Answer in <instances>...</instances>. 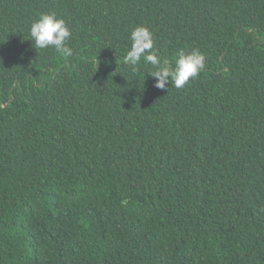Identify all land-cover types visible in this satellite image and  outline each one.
I'll use <instances>...</instances> for the list:
<instances>
[{
	"label": "trees",
	"instance_id": "1",
	"mask_svg": "<svg viewBox=\"0 0 264 264\" xmlns=\"http://www.w3.org/2000/svg\"><path fill=\"white\" fill-rule=\"evenodd\" d=\"M42 1L0 0V264H264V0H56L72 56L34 48ZM138 26L204 70L156 88Z\"/></svg>",
	"mask_w": 264,
	"mask_h": 264
},
{
	"label": "clouds",
	"instance_id": "2",
	"mask_svg": "<svg viewBox=\"0 0 264 264\" xmlns=\"http://www.w3.org/2000/svg\"><path fill=\"white\" fill-rule=\"evenodd\" d=\"M55 3L53 9V3ZM52 3V10L49 13H45L43 10V1L41 2V13L38 19L34 20L30 25V37L34 42L35 49H50L54 48L56 52L72 56L74 49L68 45V41L72 37V32L67 26L66 22L62 19V11H58L56 8L60 7L58 1ZM62 13V14H61ZM130 39L132 41L131 49L126 54V61L129 66L135 70L136 66L140 62L141 56H145L147 63L154 67V70L150 72L148 79L151 82H156L155 87L158 89H165L166 85L171 83L176 88H183L190 82L191 79L196 78L205 68L206 57L198 49L192 50L189 53L181 51L178 55V59L174 67L169 66V62L165 61L163 65L160 64L159 58L152 51L153 49V36L148 28L138 26L131 32ZM170 78V79H169ZM8 104H5L6 107ZM200 155V154H199ZM197 156L195 159L190 160V170L195 174V182L200 179L201 174L204 171H215L214 160L211 157ZM240 184L238 180H234L231 183H226L223 186L227 192H233ZM264 217V212L262 213ZM219 227L234 229L239 232L245 230L240 216L233 207H222L218 210ZM264 229H259L256 232L261 233ZM235 245H231L228 248L232 249Z\"/></svg>",
	"mask_w": 264,
	"mask_h": 264
},
{
	"label": "rangeland",
	"instance_id": "3",
	"mask_svg": "<svg viewBox=\"0 0 264 264\" xmlns=\"http://www.w3.org/2000/svg\"><path fill=\"white\" fill-rule=\"evenodd\" d=\"M59 2H60V0H59ZM120 103H121V101H120Z\"/></svg>",
	"mask_w": 264,
	"mask_h": 264
}]
</instances>
